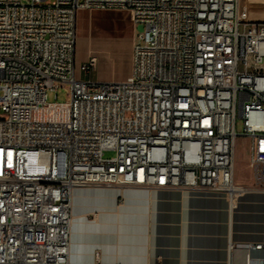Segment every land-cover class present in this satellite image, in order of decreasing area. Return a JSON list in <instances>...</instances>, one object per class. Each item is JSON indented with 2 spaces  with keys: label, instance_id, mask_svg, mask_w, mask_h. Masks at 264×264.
Masks as SVG:
<instances>
[{
  "label": "built area",
  "instance_id": "built-area-1",
  "mask_svg": "<svg viewBox=\"0 0 264 264\" xmlns=\"http://www.w3.org/2000/svg\"><path fill=\"white\" fill-rule=\"evenodd\" d=\"M48 1L0 0V264H71L79 188L264 192V23L239 0ZM113 10L135 27L130 76L78 78L97 65L77 63L78 13ZM239 136L257 189L235 183Z\"/></svg>",
  "mask_w": 264,
  "mask_h": 264
},
{
  "label": "crops",
  "instance_id": "crops-1",
  "mask_svg": "<svg viewBox=\"0 0 264 264\" xmlns=\"http://www.w3.org/2000/svg\"><path fill=\"white\" fill-rule=\"evenodd\" d=\"M239 18L264 23V0H239ZM73 216L71 264H264V251L247 249L264 245L262 191L230 201L224 194L92 186L74 191Z\"/></svg>",
  "mask_w": 264,
  "mask_h": 264
},
{
  "label": "rangeland",
  "instance_id": "rangeland-1",
  "mask_svg": "<svg viewBox=\"0 0 264 264\" xmlns=\"http://www.w3.org/2000/svg\"><path fill=\"white\" fill-rule=\"evenodd\" d=\"M54 0H49L53 3ZM26 3V1H24ZM135 41V27L126 11L79 12L77 19V63L93 56L97 59L95 71L89 76L77 77L99 82H123L131 74L132 50ZM57 96V99H56ZM68 102L70 87L60 86L56 92L48 93L49 102ZM237 132L242 135L239 122ZM249 140L239 136L235 149V183L239 186L257 189L255 172L249 165ZM114 156L105 153L106 158ZM114 188V187H112ZM118 189V188H117Z\"/></svg>",
  "mask_w": 264,
  "mask_h": 264
}]
</instances>
